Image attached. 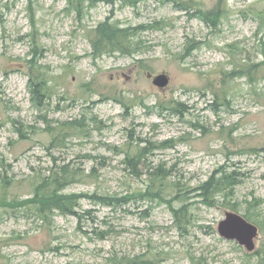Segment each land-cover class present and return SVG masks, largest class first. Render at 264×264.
<instances>
[{
	"label": "rangeland",
	"instance_id": "rangeland-1",
	"mask_svg": "<svg viewBox=\"0 0 264 264\" xmlns=\"http://www.w3.org/2000/svg\"><path fill=\"white\" fill-rule=\"evenodd\" d=\"M102 22L144 27L137 52L93 57ZM44 180L83 196L75 215L39 213ZM226 212L253 252L218 234ZM135 258L264 264V0H0V264Z\"/></svg>",
	"mask_w": 264,
	"mask_h": 264
},
{
	"label": "trees",
	"instance_id": "trees-1",
	"mask_svg": "<svg viewBox=\"0 0 264 264\" xmlns=\"http://www.w3.org/2000/svg\"><path fill=\"white\" fill-rule=\"evenodd\" d=\"M66 3L76 11L78 14H81L87 6L94 7L100 3L106 5H113L116 2H124L129 5L135 4L136 0H65ZM180 6V4H178ZM182 8H186L184 5ZM195 16H198L200 19H206L205 15L195 13ZM212 17H207V20L210 21V24L215 27L216 22L219 18L218 12H212ZM144 27H137L135 29H120L116 25L110 24L109 22H102L94 29V36L91 40L92 47V56L100 57L104 54H112L115 51L123 55H132L137 51H133L129 48V40L134 34L131 31H142ZM36 87V86H35ZM35 91V89H33ZM40 92V91H39ZM41 93V92H40ZM230 179L229 177L223 178V183H226ZM61 182L60 179L55 178L53 183ZM235 182L227 183L231 185ZM67 184L62 183L60 186ZM213 181L209 179L206 183L201 185L198 190L202 192V196L205 197L207 193L211 191L210 187L212 186ZM221 183H217L212 186L216 188ZM82 195L71 194L63 195L59 193V190L51 188L47 185V181H42L37 188L34 196L33 203L37 206L39 213L43 216L52 210L58 211L62 215H75V208L78 206V201L82 198ZM125 199L113 198V197H98L97 201L103 203L104 205L110 206L114 204H119ZM175 217H178L179 213L174 212ZM111 264H140L137 259L131 260H120L113 262Z\"/></svg>",
	"mask_w": 264,
	"mask_h": 264
},
{
	"label": "water",
	"instance_id": "water-1",
	"mask_svg": "<svg viewBox=\"0 0 264 264\" xmlns=\"http://www.w3.org/2000/svg\"><path fill=\"white\" fill-rule=\"evenodd\" d=\"M167 84L168 78L165 75H158L153 79V85L158 88H163ZM217 232L222 238L237 242L247 253L255 250V241L259 236L257 226L234 212H226L224 219L218 225Z\"/></svg>",
	"mask_w": 264,
	"mask_h": 264
}]
</instances>
